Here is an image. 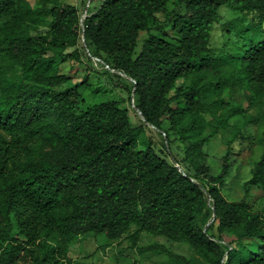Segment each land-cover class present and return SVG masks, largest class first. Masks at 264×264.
Here are the masks:
<instances>
[{"label": "trees", "instance_id": "16d2710c", "mask_svg": "<svg viewBox=\"0 0 264 264\" xmlns=\"http://www.w3.org/2000/svg\"><path fill=\"white\" fill-rule=\"evenodd\" d=\"M224 5L252 14L238 30V55L211 47ZM89 13L82 23L74 3L0 0V264H65L70 240L89 232L120 239L132 227L134 247L175 264H264V214L246 197L224 195L233 150L214 174L204 145L220 126L203 135L208 91L225 107L227 77L264 96V0H106ZM82 35L132 80L136 122L117 99L86 103L83 88L101 90L89 73L72 82L62 72L66 61L84 62ZM148 125L170 146L186 142L185 154L142 141ZM252 186L264 190V149L246 194ZM144 232L187 242L195 255L139 246Z\"/></svg>", "mask_w": 264, "mask_h": 264}, {"label": "rangeland", "instance_id": "374dc122", "mask_svg": "<svg viewBox=\"0 0 264 264\" xmlns=\"http://www.w3.org/2000/svg\"><path fill=\"white\" fill-rule=\"evenodd\" d=\"M34 7H49L53 2H69L79 6L82 17L86 12L88 0H30ZM97 3H93L94 5ZM172 8V4H169ZM93 9V8H92ZM91 10V9H90ZM88 10V12L90 11ZM252 14L240 9L222 6L220 17L212 31L211 47L220 53L238 55V30ZM46 29V28H43ZM169 31V29H167ZM148 33L142 31L137 51L141 49L142 41ZM80 47L84 62L66 61L61 64L62 72L72 76V82L81 81L86 73L90 75V82L95 87H100L98 94H93L83 88L86 103H95L103 99H117L122 106L130 109L133 122L141 117L140 111L136 108L133 94L127 90L132 80L123 72L110 67V64L103 56L95 55L88 46L85 36H81ZM229 68V64H222L221 69ZM228 71V70H227ZM234 74L227 72L226 77ZM228 83L223 88L222 98L226 103L225 107L220 104L217 95L208 91L206 102L209 105V117L203 135H207L217 125L219 132L204 145L208 153L206 164L210 172L218 174L222 169V156L228 148L233 150L231 154L232 171L226 178V184L222 191L229 200H239L244 197L253 205L254 209L264 214V190L258 186H252L246 194L245 182L251 177V168L257 161L264 149V96L258 95L257 91L244 85L236 78L227 77ZM210 80H217V76H210ZM184 79H179L178 84ZM202 82V81H201ZM230 108H238L240 111L228 115ZM226 117L227 125L223 126L222 119ZM229 123V124H228ZM142 141H150L156 149L162 153H168V149L180 159L186 152V142L177 141L170 146L168 139L161 130L153 125H148ZM230 141L231 144L229 143ZM45 147L52 150L49 141H45ZM212 209V201L209 200L208 210ZM210 221L204 224V227ZM135 230L132 227L122 238L110 239L104 233L89 232L70 240L69 255L70 262L65 264H175L171 262L166 254L156 253L151 250L140 252L132 245L131 234ZM155 242L166 244L176 253L191 258L195 255L192 246L184 241L168 240L165 236L154 235L144 232L141 236L139 246H147Z\"/></svg>", "mask_w": 264, "mask_h": 264}, {"label": "built area", "instance_id": "2783aa9c", "mask_svg": "<svg viewBox=\"0 0 264 264\" xmlns=\"http://www.w3.org/2000/svg\"><path fill=\"white\" fill-rule=\"evenodd\" d=\"M104 1H106V0H88V4H87V8H86V12L83 14V17L81 18V21H82V23H83V21H84V19L90 14L89 12L90 11H96L97 10V8L104 2ZM97 3V4H95L94 5V7H93V3ZM93 8V9H92ZM91 9V10H90ZM88 10H90L89 12H88Z\"/></svg>", "mask_w": 264, "mask_h": 264}, {"label": "water", "instance_id": "95a60500", "mask_svg": "<svg viewBox=\"0 0 264 264\" xmlns=\"http://www.w3.org/2000/svg\"><path fill=\"white\" fill-rule=\"evenodd\" d=\"M135 89V88H134ZM133 96H134V93H133ZM141 113V112H140ZM178 165V164H177ZM214 216H215V213H214Z\"/></svg>", "mask_w": 264, "mask_h": 264}]
</instances>
